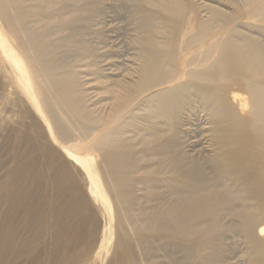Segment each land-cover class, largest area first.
Segmentation results:
<instances>
[{"label": "bare ground", "instance_id": "obj_1", "mask_svg": "<svg viewBox=\"0 0 264 264\" xmlns=\"http://www.w3.org/2000/svg\"><path fill=\"white\" fill-rule=\"evenodd\" d=\"M115 2L0 0V261L264 264V0ZM115 12L135 34L123 77L100 52ZM90 76L118 118L99 163ZM197 113L207 163L186 142Z\"/></svg>", "mask_w": 264, "mask_h": 264}, {"label": "rangeland", "instance_id": "obj_2", "mask_svg": "<svg viewBox=\"0 0 264 264\" xmlns=\"http://www.w3.org/2000/svg\"><path fill=\"white\" fill-rule=\"evenodd\" d=\"M110 2L112 4H114V5L116 3L115 0H108V6H110V7L112 6V4ZM115 16H116V18H115ZM112 19H113V21H112ZM108 21H111V24L109 23L110 25H108V27L102 26V28L105 27L106 30L107 29H109V30L111 29V30H114V31L116 30L117 32L115 31L116 34H115V32H113V33L111 31L108 32V36H109L108 41L109 42L107 41V45L104 44L101 47V51L100 52H102V54L105 53V54L109 55L108 58H106L107 59V62H106L107 64L103 63L102 65L103 66H104V64L108 65V67H106V68L110 67L112 69L111 73L115 74V76L119 74V76L123 77V76H126L128 74L129 70L131 71V69L135 68V66H136V61L133 59V57L135 55V50L130 45V43H131L130 41L134 38V35H135L132 32V29L134 27L133 26L132 27L131 26L127 27L126 25H128V22L126 23V21H124L123 18H120V16L116 12L115 13H108ZM115 22H117V23L115 24ZM247 23H248L247 27L245 26L247 31L250 30L251 32H255L254 31V26H255L254 22L249 20V21H247ZM260 26H264V23H262ZM124 27H126V28L130 27V29H128V30H130V32L128 31L129 35L126 33ZM124 34H126V35H124ZM110 36H112V37L114 36V37L110 38ZM116 36H117V38H116ZM263 38L264 37H261L260 39L263 40ZM127 42H129V44ZM126 45L129 47V49H128V47ZM203 46H204V44H201L200 45V49ZM184 59H186L185 61L189 60V58H187V55L186 56L183 55L181 57V60H184ZM74 64H75V62H74ZM78 68L81 71V73L82 72L85 73L88 70V68L86 67V63L79 64ZM83 79H84L85 83H88L87 85H84V87H82V89H83L82 91L83 92L85 91L87 94H89L88 97L86 96V100L88 101V99L91 97L90 101L87 102V105H88L89 109L92 110V112H96V114H95L96 116L98 115V116H100L102 118L101 128L96 133H94L95 134L94 135L95 138L90 140L88 142V144L84 145V146L87 149L86 155L88 154V155L93 156L95 158L96 163H99L100 160H101L99 152L98 151H93V150H91V148L96 143V141L98 140V138L100 136H102L103 134L108 132L113 126L116 125V123L118 122V118L114 117V115L111 113V111L107 109V107L105 106V104H107V103H105V102L101 103L100 102L101 95L100 96L96 95V93H99V85H98L97 80L93 79V77H91V76L90 77H85V78L83 77ZM96 89H98V90H96ZM235 92L240 94L241 98H248L246 93L243 92L242 90L236 89ZM98 102H100V103H98ZM192 118L193 119H192L191 123L188 124L187 127H186L187 128L186 130H188V133H187V136H186V142H187L188 147H189L188 150L190 151V153H191V155L193 157L197 158L198 160H200L202 162H206L207 163V160H208L209 156L211 155V142H210L209 137L206 134L205 130L209 126L206 124L207 120L205 119V116L202 113H197V114H195V117H192ZM191 142H193V144H190ZM70 146L73 148V146H76V145H75V143H70ZM129 150H130V153L132 155H134L136 153H139V151L142 150V147H138L137 141H134L129 146ZM4 174H5V170H2L0 168V175H2L1 177H3ZM77 175H78L77 176V179H78L77 181H78L79 186L82 189H86V187L84 185V182H83V176L81 178V175H79V174H77ZM93 207H94V210L96 212L98 211L97 212L98 213V217L100 218V221L102 223V228H103V224L104 223L102 222L103 221L102 220L103 217H102V215L100 213V210L97 208V206L95 204L93 205ZM233 256H234L235 261L237 262V263L235 262L236 264H244L242 259H241V257H240V254L236 253V255L234 254ZM0 260H1V255H0ZM5 262H4V264H5ZM2 263H3V261H0V264H2Z\"/></svg>", "mask_w": 264, "mask_h": 264}]
</instances>
